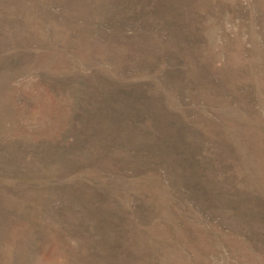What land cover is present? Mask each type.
<instances>
[{
  "label": "rangeland",
  "instance_id": "374dc122",
  "mask_svg": "<svg viewBox=\"0 0 264 264\" xmlns=\"http://www.w3.org/2000/svg\"><path fill=\"white\" fill-rule=\"evenodd\" d=\"M0 264H264V0H0Z\"/></svg>",
  "mask_w": 264,
  "mask_h": 264
}]
</instances>
